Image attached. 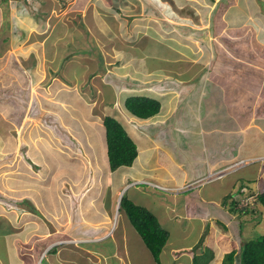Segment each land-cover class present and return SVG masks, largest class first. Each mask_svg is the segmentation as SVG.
Listing matches in <instances>:
<instances>
[{
  "label": "rangeland",
  "instance_id": "374dc122",
  "mask_svg": "<svg viewBox=\"0 0 264 264\" xmlns=\"http://www.w3.org/2000/svg\"><path fill=\"white\" fill-rule=\"evenodd\" d=\"M235 1L141 0L139 2V0H110V3H114L115 6H102L100 15L106 18L112 27L111 30L109 28L103 30V33L100 32L99 35L96 34L95 26L91 24L96 17V11L93 12L95 6L87 5L83 8L78 5V7L73 4L77 2L76 0L73 3L69 0H30L28 3L25 0H0V62L2 64L0 65V76L6 77L0 81V114L12 120L19 117L21 113L28 114L21 130H14V136L9 138V147L13 150L10 151L7 158H4L3 155L0 156V182L2 183L0 206L8 207V210H16V212H10V216H8L7 212L0 209V232L7 230L5 228L8 225L7 222H10V230L17 227L12 235H8L4 231V233H0L2 264H38L39 259L36 261L35 255L32 254L33 244L28 247L27 242L36 237L38 235L36 232L40 229H52V223L54 225L63 224L67 215L70 216L69 220L73 219L67 227L75 235L94 234L105 228L114 230L118 242L121 244L122 241V257H126L129 263L136 262L137 258L133 255L138 249L133 242L135 235L125 229V225L127 227V224L132 225V223L124 208H121L119 204L124 194L150 210L161 226L170 232L159 261L154 259L149 248L144 244V249L154 264H193V254L196 255L200 264H221L222 257L220 255L237 249L240 243L244 244L249 238L264 233L263 206L261 207L256 200L252 199L248 203L254 204L255 208L257 205L259 206L254 211L250 210L245 216L240 215L235 208L245 205L244 197L246 195L234 196L242 179L249 178L243 175L246 167L249 171L255 172L256 177L252 181H245V184L254 192L264 190V175L260 177L259 162H251L250 165L238 167L237 170L230 173H227V170L223 171L221 177L227 175L228 178H221L214 183V197L220 200H215L213 204L207 203L199 213V215H211L208 216L207 224L204 223L205 217L203 216L202 219L199 216L203 224L196 217L194 220L189 219L190 223L192 222V226H189L190 223H187L183 215L180 218L177 217L179 221L177 224L174 216L168 214L166 207L162 205V200L169 202L168 198L172 197L177 200V206L183 205L181 207L184 208V212L192 213L196 203L194 194L196 190L191 189L194 185L190 190L177 194L160 187L147 188L155 186L152 181H150V186L147 183H139L138 186L129 188L128 185L133 182H126L130 181L131 177L145 175L154 178L164 172L160 166L156 165L157 157H162L159 153L162 151L156 148L141 156L144 161L138 158L131 165L121 166L114 170L109 166V170L108 168L104 170L101 163L102 161L104 164L106 163L102 150L106 148L103 139L96 135V131L101 127L100 123L93 126L90 123L92 118L88 119L87 117L90 113L89 109L86 111L83 109L88 107L91 102L85 95L90 94V99H93L94 102L98 101L100 97L103 100L102 94L107 100V96L114 93L109 87L103 92L104 82L116 85L114 77L119 81L121 80L119 76H123V84L126 83L125 86L128 89H145L146 81L140 74H144L142 71L146 69H142L141 61L144 60L143 51L157 50L156 47L151 49L153 45L150 43L154 41L168 42L171 47L180 49L194 67L199 64L198 73L201 77L207 73L210 75L214 68L215 84L218 74L228 69H236V65L227 63L226 56L220 51V48L217 51L215 47L214 49L210 47L205 37L211 28V18L217 20L220 16L221 18L230 17V12L233 14L237 11ZM105 2L108 4L109 1ZM128 3L132 6H127ZM34 7L38 9L35 10ZM88 19L91 32L89 37L83 40L86 42V44L84 43L86 50L92 49L91 64L86 67L82 65L80 68L79 63L75 62L79 72L69 65L72 62L71 55L73 53L71 54V51L66 49L70 44V40L66 39L67 28L71 23L75 24V27L79 26L77 29L79 36L82 31L81 20L84 21L83 25L85 22L88 23ZM196 38L200 39V42L194 41ZM1 39L4 41L2 42ZM95 39H98L99 42L97 43ZM58 40L60 41L58 42ZM168 43L160 45L163 48L162 51H154L160 56L150 57L148 61L150 64L177 66L172 64L171 55L173 53H170ZM70 45L72 46V44ZM80 45L81 43L77 42L74 44V48L80 51ZM74 48L72 47L71 50L74 51ZM213 50L214 59L210 60ZM69 55L70 57H68ZM83 56L86 55L83 54ZM253 60L257 61V59ZM206 61L208 62L205 64ZM174 62L182 65L187 61L177 60ZM26 68L29 71L27 73L23 72ZM251 75L247 74L246 76L240 73L235 77L233 74V83L246 89L250 83L248 79ZM195 78L191 84L196 79L198 81L199 76ZM19 79L21 83H18ZM64 80L68 86L70 84L77 86V91L72 94L74 99L70 103L67 99L69 93L65 94L61 84L58 85L59 81L65 83ZM31 84L34 86L32 90ZM206 84L209 83H205L203 87ZM94 86L100 91H94ZM82 87H88V91L91 90L90 93L84 91ZM173 87L171 86L170 89ZM34 90L39 99L37 104H32L29 108L30 91ZM51 91L56 92L58 96L64 94L61 97L64 103L57 101L56 95L49 93ZM94 93H98L97 96ZM72 95H69V98ZM158 96L163 99L166 95ZM78 97H81L79 99L80 107L73 105ZM235 105L237 104L235 103ZM103 107L101 108L99 105L97 110H104ZM106 110L110 112L107 108ZM180 111L177 107L175 113ZM96 113L98 114V111H95ZM259 113H264L262 105L259 108ZM106 115L112 116L109 113ZM229 115L223 114L221 121L223 122ZM176 116L183 118L181 112ZM29 117L37 118L38 125L32 126ZM231 118L232 115L229 116L230 120ZM59 120L69 121V127L62 125ZM16 122L18 121L16 120L14 123ZM150 122L151 128H153L155 123L154 121ZM139 128L141 129L140 126ZM50 130L60 132L67 130L68 133L63 135H68V137L64 141L37 137ZM230 132L226 138L217 133V141L223 148L215 151L216 139H214L213 148L209 144L206 147L215 164L227 165L230 162H224L227 156L247 151L258 143L262 144L260 138L250 139L251 132H249L246 134L248 143L240 146V133ZM99 133L101 134V130ZM128 133L131 136V133ZM154 133L156 134V132ZM19 139L21 140L19 148L14 149ZM203 155H206L204 151L201 156L203 157ZM194 161L195 163L199 162L200 156ZM205 161L208 162V159L205 158ZM10 165L11 167H9ZM170 165L173 175L178 174L179 168L174 163ZM147 166L150 168V175L145 173ZM212 175L214 176V174ZM231 175L235 178L233 185H230ZM260 180L261 185L259 184ZM111 184L115 186L114 194ZM14 190L20 194L19 197H15L18 199L11 200L9 194L13 196ZM225 196L228 198L227 201ZM63 204L66 206L65 209L62 208ZM183 226L189 227L183 230ZM22 228L23 231H21ZM61 228L63 227L60 226ZM217 228L221 229L220 234L215 232ZM9 236L11 244L6 241ZM40 236L41 234H39ZM43 237L46 236L43 235ZM232 239L236 241H232ZM14 240H17L19 244L13 243ZM46 240H43L44 244ZM105 243L109 245V248L113 247L110 240ZM193 244H195L193 250L181 249L182 247L185 249L184 246L191 247L190 245ZM41 250L38 251L40 254ZM55 255L56 258L60 254ZM213 255L217 257L216 259L213 257L210 262ZM175 256L179 258H175ZM45 261L43 258L40 259V264H46ZM236 262L239 264V259L236 258Z\"/></svg>",
  "mask_w": 264,
  "mask_h": 264
},
{
  "label": "crops",
  "instance_id": "0c3cea01",
  "mask_svg": "<svg viewBox=\"0 0 264 264\" xmlns=\"http://www.w3.org/2000/svg\"><path fill=\"white\" fill-rule=\"evenodd\" d=\"M70 1L71 3H73L74 0H69V2ZM76 1L77 2L73 3L76 6L78 5L81 7L83 6L87 7V5H90L91 7L95 6L93 7V12L96 11V17L91 24L95 26V30L97 31L96 34L100 35V32L103 33V30H107L108 28L111 30L112 27L111 23L106 18L100 15V8L102 6L107 7L108 5H111L113 7L115 6L114 3H110V0H108L109 1L108 4L105 2L106 0H76ZM140 1L141 0H139V2ZM234 4L236 5L235 8H237V11L233 14H231L230 12L229 13L230 17L221 18L220 16L217 20L211 18L210 21L211 28L205 37V40L208 41L210 47H212L213 49L215 47L217 51L218 48H220V51L224 54V56H226L225 61L227 63H234V65H236V69H228L218 74L217 82H215V84H214V75H213L214 68L211 70L212 72L210 75H208L207 73V75L201 77V75H199L198 73L200 68L199 64H197L194 67L193 64L190 63L191 61H189L187 57L184 56L183 52L180 49L171 47V44H169L168 42L159 43L157 41L154 42L152 41L153 43H150V45H153L151 49H154V47H156L157 50L154 49L153 51L152 50L143 51L144 60L143 62L141 61V63H143L142 69H146L142 71L144 72V74H140L143 78H145L146 81L145 89H140V90L128 89L125 86L126 83L123 84L122 80L124 79V77L119 76V78L121 79L119 81L116 80L114 77L116 85L104 82L103 86L104 87L107 86V87L105 88L103 87V92L108 87L110 88V90L114 91L112 95L107 96V100L106 97L102 94L105 100L104 99L102 100V98L100 97L98 101L93 102V99H90V94L85 95L88 98L87 100H91L92 103L90 102L88 107L83 109L85 111L89 109L90 113L88 114L87 117L88 119L92 118V121L90 123L93 126H96L100 123L99 125L101 127H99V130H101V134L99 133L98 130L96 131V135L100 136L103 139L105 148H106L105 132H104V125L103 123H101L102 122L101 119L103 118L104 115L109 113L112 116L116 117L124 125L127 131L131 133V137L134 139V141L137 142V144L139 143L138 145L139 153L136 160L138 158L139 159L141 158V161H144V158H142L141 156H143L147 151L155 150L156 148L162 151L159 152L162 155V157H157L156 160V165L160 166L164 170V172H162L160 176L154 178H149L145 175L135 176V177H131V180L126 183H130L133 181H140L144 179L147 180L150 179L152 181H156V183L159 185L174 188L184 184L191 183L193 181L195 182L197 181L193 186V188H191L192 190H196V192L194 193L196 195L195 208L193 209V207L191 206V209H193L194 212L192 213H187V211L184 212V208L181 207L183 205L177 206L176 205L177 200L173 199L172 197L168 198L169 202L168 200L167 202L163 201L164 199L162 200L163 203L162 205L166 207L168 214L170 213L172 217L174 216L175 220H177V217L180 218V216L183 215V218H186L188 224L190 223L189 219L194 220L196 217L199 219L200 223L203 224L202 221L203 216L205 217L204 223L205 224L208 223V219H209L208 216L211 215L210 214L199 215L200 210L203 207H205L207 203L213 204L215 200L218 201L220 200L214 197V183L220 180L221 178H228L227 175H225V177H221V176L223 175L222 174L223 171L229 168L230 163H233L234 161H237L242 158L245 159L250 158L252 159L253 162L260 163V168H259L261 174L260 177L264 175V160H262L264 159V113L263 114L259 113L260 106L262 105L264 107V0H237L234 2ZM127 6H132V4L130 5V3H128ZM119 8L121 7L119 6ZM235 14L236 16L233 17ZM82 22L84 21L81 20L80 27L82 31L79 33V36L77 32L79 26L75 27V24L72 23L68 25L67 36H66V39L70 40L69 43L72 44L71 46L68 43L69 45H67L66 47L67 50L68 49L71 50L72 47L74 48L75 43L77 42L81 43L79 47L80 51L74 48L75 50L71 52V54L72 53L74 54V58L72 59V62L69 64L72 69H75L77 71L79 70L76 68L75 62L79 63L78 66L80 68L82 67V65H85L86 67L88 64H91L90 55L92 53V49L87 51L86 47L84 46V43L86 44V42L83 40L89 37V34L91 32L89 29L90 22L89 19H88V23L85 22L82 25ZM95 40L97 43L99 42L98 39ZM199 40L200 39L196 38L194 41L200 42ZM1 41L3 42L4 40L1 39ZM59 41L60 40H58V42ZM165 43H168L170 45L169 46L170 53H173L171 55V60H173L172 64H175L177 66L174 67L162 66V65L154 66L148 62L150 57L160 56L154 51H162L163 48L160 47V45H163ZM208 50H211V48H208ZM83 54L86 56H83ZM212 59H214V50L211 53L210 60ZM253 59H257V61L256 60L254 61ZM177 60H185L187 62L180 65L179 63L176 64V62H174ZM208 61H206L205 64ZM188 62L189 64H187ZM0 65H2L1 62ZM193 69L194 71H192ZM24 70L25 71L23 70L22 71L26 73L29 72L27 71V68ZM83 73L85 76L86 68L83 71ZM240 73L246 76L247 74L249 75L253 74L248 79V81H250L251 84L249 83L246 89L244 87H241V85L237 83H233V74H235L236 77ZM197 75L199 76L198 81L196 79L198 77ZM5 78L6 77L4 75L0 76V81L1 80L3 81ZM194 78L196 80H194L193 84H191ZM230 78H232V81H230ZM17 81L18 83H21L20 79ZM64 82L65 83L62 82L63 83L62 85L61 81H59L58 85L61 84V88L63 89L65 94L66 93H69V95L75 94V92L77 91L76 84H70V86H68L66 80H64ZM207 82L209 84H206L203 87V85ZM171 86H174L173 89H170ZM33 87L34 86L31 84L30 85L31 90ZM82 89L89 93L91 91V90L88 91V87H82ZM93 90L98 92L100 91V89H98L95 86L93 87ZM35 92H36L35 90L30 91V101L28 104L29 108L32 104H37V101L39 99V97H37V94ZM49 93L51 94L53 93V95L59 97L56 99L57 101H61L62 103H64L61 98L63 97L64 94L58 96L54 91H51ZM129 93H147L157 98H159L158 95L165 94L166 96L163 99L159 98L162 102V107L160 112L151 118L143 120L135 116H132L126 111V109L123 108L122 98L123 96H127ZM97 94L98 93L96 94L94 93L95 96H97ZM69 95H67V99L69 100L70 103L72 102V99H74L73 98L74 95H72L70 98ZM80 98L81 97H78L75 100L76 102H73V105L75 106L78 105V107H80L81 106L79 104ZM47 99L49 98L47 97ZM235 103L237 105H235ZM238 104L239 107L241 108L238 107ZM99 105L101 108L104 106L103 107L104 110L102 109L97 110ZM177 107L181 110L180 112L181 115H183V118H177L176 115L180 113V112L175 113ZM106 108L110 110V112H107ZM95 111H98V114L97 113L95 114ZM58 114L60 115V112H58ZM223 114L224 115L231 114L232 115L231 120L229 119V116L231 115H229L228 118H226L222 122L221 116ZM2 117L13 125V128L10 127L2 128L3 133H0V142H1L0 156L3 155L4 158H7L10 151L13 149H10L9 145L6 144L7 142L6 138L9 139L11 136H14L13 135L14 130H18V129L21 130L23 123L28 118V114L21 113L19 117L13 120L7 118L3 114ZM29 119L32 122V126L38 125L39 120L37 118L29 117ZM16 120L18 122L14 123ZM59 121L62 123V125L69 127L68 124L69 121L68 122L65 120H59ZM150 121H154L155 123L153 128H151ZM4 123L5 122L2 120V124ZM139 126L141 127V129L139 128ZM230 131L240 133L239 135L240 146L246 145L248 143L246 142L247 140L246 134L249 132H251L249 136L250 139L260 138L262 144L258 143L255 145L254 148H251L247 151H242L237 154H232L229 157L227 156L226 159L224 160V162L230 161L229 164L227 165L223 166L220 163L215 164L213 158L209 153V150L206 147L209 144L211 145L210 147L213 148L214 139H216L215 151H217L220 148H223V146L220 145L219 142L217 141L216 138L217 133H220L223 138H226L227 136H229L228 134L231 133ZM154 132H156V134ZM64 133H68V131L62 130L60 132V131L50 130L49 132H45L42 135H38L37 137L39 138L45 137L50 139L52 138V140L54 139L56 141L58 140L64 141V139L68 137V135H63ZM20 143L21 140L20 139L17 140L14 149L19 148ZM202 151L206 153V155H203V157L201 156ZM102 155L105 156L104 160L106 164H104L102 161L101 165L104 170L106 168H108L109 170L110 165L107 155V148L102 150ZM199 156H200V161L195 163L194 160ZM205 158L208 159V162L205 161ZM171 163H174L179 168L178 174L173 175V169L172 166L170 165ZM250 164L251 162L247 163L245 166H248ZM9 167H11V165ZM232 168L234 169L233 170L228 169L227 173L237 170L238 167L233 166ZM244 172H245V174H243L244 177H249V178L242 179L241 185L242 186L245 185L246 187L247 184H245V181L249 182L254 180L256 177V173L249 171L248 167L244 169ZM145 173L146 175H150L151 172L149 166H147V169H145ZM210 173L216 174L219 177L217 176L214 177L210 175L209 177L206 178V176L209 175ZM233 179L235 178H233V176L231 175V178H229L231 183L230 185L234 184ZM257 180L258 179L256 178V181ZM138 184L128 185V186L130 188L133 186H138ZM259 184L261 185V180ZM207 185H210V187H207ZM203 186L204 189L202 190ZM114 187L115 186L111 184L113 194L116 192ZM154 187L157 188L158 186H150L147 188L150 189ZM1 188H2V183L0 182V189ZM168 190L169 188L166 191ZM173 192L176 194L178 193L175 191ZM236 192L237 193H235L234 196L241 195V193L239 194V188ZM245 192H248V194L249 193L254 194L253 189L248 186L246 187ZM12 193H14L13 196L12 194H9V198L11 200L13 198L18 199L15 197H19L20 193H17L15 190ZM169 203L173 205H170ZM223 204L225 205L224 202ZM233 205H235V202H233ZM62 208L65 209L66 206L63 204ZM0 209L7 212L9 214L8 216H10V212H16L15 209L12 210L9 209L11 210L9 211L8 207L3 208L2 206H0ZM236 211H239L237 207H236ZM199 216L202 219H200ZM36 217L37 216L35 215V219ZM66 218L67 219L64 220L63 224L61 225L60 224L54 225L52 223L51 225L52 229L50 228H47L46 230L40 229L41 232L39 233L40 230L36 232V234L38 235L27 242L28 247H30L33 244L32 254L35 255L34 259H36V261L37 259H40L42 257L44 260H46L45 261L46 264H154L153 261L151 260V257L147 255L146 253L147 251L144 249V244H145L144 241L141 239L139 233L136 231L133 225L127 224V227L125 225V229H127L128 231H130V233H133V235H135L133 242L138 249L135 250V254L133 255L136 256L138 261L136 259V262L129 263L127 261V258L122 257L121 255L122 241L121 244L118 242V240L115 237L114 230L112 231L111 228H105L94 234L89 233L88 235H84V236L75 235L67 227L70 224V222L73 221V219L69 220L70 219L69 215H67ZM247 218L249 217L247 216ZM24 221L28 222L27 220ZM178 222L179 221L177 220V224ZM7 224L8 225L5 227L7 228V230L5 229L6 231L5 230L3 231L6 232V234L8 233V235L10 234L12 235L17 229V227H15L14 230H10V226H11L10 222H7ZM60 226L63 228L60 229ZM189 226H192V222L190 223ZM189 226H183L182 229L184 230ZM23 228L25 229V227ZM23 228L22 230L21 229L20 230L23 231ZM35 228L37 229V227ZM8 230L10 231L7 232ZM3 231L0 233H4ZM215 232L217 234H220L221 229L217 228ZM24 233H25L24 235H26V232ZM39 234H41L42 237L41 236L39 237ZM43 235L46 237H43ZM45 239L47 240L44 244L43 240ZM107 240H110V242L113 243V247L109 248V245L105 243ZM234 240L235 239H232V241ZM6 241L8 242V244H11L10 236L6 238ZM13 243L19 244L17 240H14ZM190 246L191 247L184 246L186 248L184 249L182 247L181 249L193 250L195 244ZM49 248H50L49 253H46L44 256L43 252ZM40 250L42 251L41 254L40 252H38ZM55 254H60V255H58V257L55 258L56 256ZM37 256L39 257L37 258ZM216 257L217 256H215V259ZM220 257H223V254L220 255ZM175 258H179V257L175 256ZM192 259L194 260V256H192ZM0 264H2L1 258H0Z\"/></svg>",
  "mask_w": 264,
  "mask_h": 264
},
{
  "label": "trees",
  "instance_id": "16d2710c",
  "mask_svg": "<svg viewBox=\"0 0 264 264\" xmlns=\"http://www.w3.org/2000/svg\"><path fill=\"white\" fill-rule=\"evenodd\" d=\"M55 97L56 99L59 98ZM122 100V106L129 114L143 120L158 114L162 107V102L159 98L147 93H129L127 96H123ZM2 120L5 122L4 124H2ZM101 120L104 125L110 168L114 170L121 166L133 164L138 157V146L124 125L116 117L110 115H104ZM4 127L13 128V125L0 114V133H3L2 128ZM6 141V144L10 145L8 143L9 139L6 138ZM244 192L245 185H240L239 194H243ZM225 198L227 201L228 198ZM257 203L264 206V190L259 194ZM121 208H124L132 225L139 235H141L154 259L159 261L160 254L170 236L169 230L161 226L158 219L150 210L134 202L125 194L121 199ZM249 209V207H245L239 210L242 214L249 212ZM238 249V254L236 249L226 252L223 256L222 264H237L236 258L239 259V264H264V233L249 238L244 244H240ZM193 256V264H200L196 259V255L193 254ZM213 257L215 259V255L212 256L210 262ZM37 263H41L40 259Z\"/></svg>",
  "mask_w": 264,
  "mask_h": 264
},
{
  "label": "clouds",
  "instance_id": "9594fccd",
  "mask_svg": "<svg viewBox=\"0 0 264 264\" xmlns=\"http://www.w3.org/2000/svg\"><path fill=\"white\" fill-rule=\"evenodd\" d=\"M25 2L26 3H28V2H30V0H25ZM34 9L35 10H37L38 8H36V7H34ZM41 10V9H40ZM72 21H73V19H72ZM76 21V20H75ZM68 51H71L72 52V50H69L68 49ZM68 57H70V55L68 56ZM74 58V54L73 55H71V59H73ZM114 117V116H113ZM126 129V128H125ZM127 130V129H126ZM243 160V162L242 163H240L241 161ZM250 162H253L252 161V159H245V158H242V159H239V160H237V161H234L233 163H230L229 164V168L228 169H231V170H233L234 168H232L233 166H236V167H241V166H245L247 163H250ZM227 169V170H228ZM213 173H210L209 175H207L206 176V178L207 177H209L210 175H212ZM213 176V175H212ZM215 176H217L216 174H214V177ZM144 180H147V179H144ZM141 181V180H140ZM140 181H133V183L134 184H138V183H145V182H140ZM143 181V180H142ZM147 181H152V180H150V179H148ZM137 182V183H136ZM152 182H154V184H155V186H158V187H160V188H162L163 187V185H159V184H157L156 183V181H152ZM197 182V181H196ZM195 181H193V182H191V183H188V184H184V185H181V186H178V187H174V188H172V187H168L169 188V190L170 189H172V190H170V191H175V192H183V191H186V190H190V188H191V186L192 185H195V183H196ZM132 183V184H133ZM148 185H150L149 183H147ZM131 185V184H130ZM168 188H164L163 190H167ZM263 191V190H262ZM261 191V192H262ZM261 192H254V194L253 193H249V194H247V192H244L243 194H241V195H246L245 197H244V200H246V203H248L250 200H252L253 199V201H255L256 200V202L258 201V196H259V194L261 193ZM239 196V195H238ZM243 198V197H242ZM245 203V205H243V207H241V208H245V207H249L250 209L249 210H252V211H254L256 208H257V206H259V205H257L256 206V208H255V205L253 204V205H250L249 203H248V205ZM120 207H121V201H120ZM261 207L263 206V205H260ZM263 208H264V206H263ZM236 209V208H235ZM238 209H240V208H238ZM239 213H240V210H239ZM248 213V212H247ZM247 213H244V215L245 214H247ZM263 213V212H262ZM241 214V213H240ZM241 215H243V213L241 214ZM262 218H264V216H262ZM241 244V243H240ZM240 244L238 245V248H239V246H240ZM237 248V249H238ZM49 250H50V248L49 249H47V250H45L44 251V256H45V254L46 253H49ZM228 252V251H227ZM223 256H224V254H223ZM40 259H42V257L40 258ZM222 260H223V257H222ZM222 264V263H221Z\"/></svg>",
  "mask_w": 264,
  "mask_h": 264
},
{
  "label": "bare ground",
  "instance_id": "6f19581e",
  "mask_svg": "<svg viewBox=\"0 0 264 264\" xmlns=\"http://www.w3.org/2000/svg\"><path fill=\"white\" fill-rule=\"evenodd\" d=\"M93 49H94V48H93ZM18 170H19V169H18ZM227 171H228V170H227ZM217 177H219V176H217ZM131 185H136V184H131ZM162 188L164 189V188H168V187H167V186H163ZM246 204H248V203H246ZM236 250H237V253H238V252H239V249H236Z\"/></svg>",
  "mask_w": 264,
  "mask_h": 264
},
{
  "label": "built area",
  "instance_id": "2783aa9c",
  "mask_svg": "<svg viewBox=\"0 0 264 264\" xmlns=\"http://www.w3.org/2000/svg\"><path fill=\"white\" fill-rule=\"evenodd\" d=\"M243 162V160L240 162V163H242ZM140 182H145V183H149L150 184V181H147V180H141ZM137 183V182H136ZM134 184V183H133Z\"/></svg>",
  "mask_w": 264,
  "mask_h": 264
}]
</instances>
